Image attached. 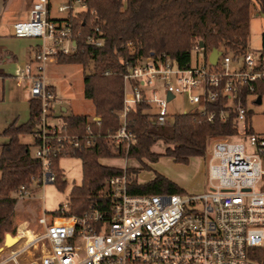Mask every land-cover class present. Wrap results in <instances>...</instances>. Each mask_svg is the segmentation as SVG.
Segmentation results:
<instances>
[{
	"label": "built area",
	"instance_id": "built-area-1",
	"mask_svg": "<svg viewBox=\"0 0 264 264\" xmlns=\"http://www.w3.org/2000/svg\"><path fill=\"white\" fill-rule=\"evenodd\" d=\"M54 1L33 0L28 19L11 28L15 38L38 41L29 62L24 68L16 65L14 73L19 85L31 81L30 99L40 103L31 152L40 172L16 189L17 201L55 182L54 158L74 155L101 137L91 132V125L100 123L94 115L84 133L65 132L64 113H55L57 94L43 68L48 59L56 62L87 47H101L99 17L88 0H61L56 6L60 16L54 17ZM126 47L136 58L124 63L123 106L117 112L120 128L104 139L128 151L135 138L126 130V114L138 103L150 106L152 119L160 126L177 114L194 111L208 122L231 120L234 134L212 138L209 144V187L199 194H132L122 169L100 191L108 199L106 209H91L80 217H47L43 209L38 227L23 224L8 234L16 241L7 246L4 240L0 264H260L251 250L264 247V191L256 190L264 176V135L252 122L259 114L254 106L261 107L264 99L263 55L247 46L240 51L216 48L220 53L212 64L210 52L205 54L195 44L191 54L196 59L191 56L189 65L180 66L165 53L139 56L131 41ZM200 53L205 62L198 59ZM177 101L189 108L170 113L168 105ZM61 210H67V204Z\"/></svg>",
	"mask_w": 264,
	"mask_h": 264
},
{
	"label": "trees",
	"instance_id": "trees-1",
	"mask_svg": "<svg viewBox=\"0 0 264 264\" xmlns=\"http://www.w3.org/2000/svg\"><path fill=\"white\" fill-rule=\"evenodd\" d=\"M99 17L103 32V45L87 47L83 53L60 56L59 64H81L84 69L92 62L91 72H83V96L94 107V116L99 125H91L92 133H100L93 146L69 157L81 161L82 179L80 185H73L69 192L67 210L60 206L53 216H82L91 209L103 210L109 203L100 195L104 183L122 174L121 168L104 165L100 158L126 156L141 164L140 169L149 170V163H155L161 156L176 163H188L190 158H205L213 138L234 134L231 120L208 122L197 111L177 114L166 125H157L152 119L150 106L135 104L126 114V130L135 142L125 151L124 145H115L104 139L107 133L120 128L117 112L123 106L124 63L133 62L126 43L131 41L139 56L150 52L165 53L180 66L191 62V49L203 43L204 53L213 48L240 51L246 48L249 35L250 7L258 5L264 10V0H88ZM75 26L83 27L81 23ZM0 75L4 76L1 72ZM213 108V105L209 106ZM40 103L29 100V118L23 124L13 122L1 133L0 139V245L5 232L14 234V206L16 199L11 195L16 189L29 182L40 172L39 162L32 157L27 144L20 142L21 135H33L38 123ZM68 134H82L90 117L83 114H62ZM164 144L161 154L151 147L157 142ZM62 156L53 159L52 170L55 186L64 190L66 182L58 168ZM140 169H127L128 191L132 194H182L183 190L165 176L155 172L152 179L138 183ZM253 258L264 264V247L255 249Z\"/></svg>",
	"mask_w": 264,
	"mask_h": 264
},
{
	"label": "rangeland",
	"instance_id": "rangeland-1",
	"mask_svg": "<svg viewBox=\"0 0 264 264\" xmlns=\"http://www.w3.org/2000/svg\"><path fill=\"white\" fill-rule=\"evenodd\" d=\"M27 0H10L9 4L3 11L0 22L2 31L7 35V42L16 43L19 41H28V39H14L9 36L11 33V26L17 21L28 19V11L25 6ZM61 0H56L53 3L52 16H60L56 12L57 4H60ZM31 5V2H30ZM264 10H261L258 5H252L250 7V23H249V35L247 40V50L253 52L255 55H263L264 57ZM193 61L196 59L194 53H192ZM200 62H205L206 58L200 53ZM221 60V59H220ZM29 59H22L19 61L20 67H25ZM35 63H32L31 67L34 69ZM44 76L55 87L58 99L55 103V113L62 112V108L67 109L65 114H83L93 117L94 107L92 102L83 96V72H91L93 64L90 62L87 67L81 64H59L48 59L44 64ZM14 79H8L4 83L5 91H2V83L0 80V94H8L10 97L16 95L24 96L25 100L30 97L31 81L26 80L24 84L16 86ZM0 95V96H1ZM162 95V94H161ZM6 98V97H5ZM181 99L180 97L178 98ZM19 111L22 112L24 106V113L27 112L26 105L22 107L19 105ZM16 108L11 101L5 100L0 104V113H10ZM188 105L184 102H173L168 105V111L170 113H181L188 109ZM254 110L259 114L254 116L253 127L255 131L264 135V114L260 112L264 111V99L261 107L254 106ZM25 116V115H24ZM27 116V115H26ZM26 120L25 117L19 119V123ZM56 123H60V120L55 119ZM33 135L21 136V142L27 144L30 151H33L32 145ZM164 144L157 142L151 147V150L155 153L161 154L164 150ZM208 151L205 158L193 157L190 158L188 163H176L168 157H159L156 163H149L144 160L150 167L149 170L140 169L141 164L134 160L129 159L126 156L120 158H104L99 162L104 165H109L121 169H140L137 177L138 183H145L153 178L154 173L157 172L180 187L186 194H199L205 191L209 187L207 165H208ZM58 168L63 174L66 186L64 190H59L54 183L46 184L43 187L35 189L32 193V197L24 200H16L14 206V224L17 227L23 224H27V227L34 228L37 225V219L42 215V210L45 209L47 217H50L54 211L60 206H64L68 203L69 192L73 185H80L82 179L81 161L78 157H62L58 161ZM127 174V173H126ZM128 176V175H127ZM256 190L264 191V176L261 181L256 185ZM13 198V194L11 195ZM42 198V199H41ZM38 227V225H37ZM11 234L5 232L3 235V242L0 248L3 246L5 236ZM255 249L251 250V254H255Z\"/></svg>",
	"mask_w": 264,
	"mask_h": 264
},
{
	"label": "crops",
	"instance_id": "crops-1",
	"mask_svg": "<svg viewBox=\"0 0 264 264\" xmlns=\"http://www.w3.org/2000/svg\"><path fill=\"white\" fill-rule=\"evenodd\" d=\"M33 0H27L25 3V6L27 7V11L30 9V2L32 3ZM10 0H0V17L5 10L6 6L9 4ZM1 20V19H0ZM12 28V26H11ZM12 31V29H11ZM9 36L14 38L11 33H9ZM16 39H25V38H16ZM28 41H19L16 43H9L7 42V35L4 31H2L1 28V22H0V72L4 75H0V80L2 83V91H5L4 83L8 79H14V73L16 69V65H19V61L22 59H29L32 57L33 50L35 45L38 43L37 40L26 38ZM16 81V80H15ZM16 83V86H19V84ZM51 84V83H50ZM53 86V85H52ZM54 87V86H53ZM55 90V87H54ZM56 92V90H55ZM0 94V104L7 101H11L16 108L11 111L10 113H0V133L11 123L16 122L17 124H23L25 123L29 118V99L25 100L24 96L16 95L14 97H10L8 94ZM57 94V93H56ZM6 97V98H5ZM58 98V95H57ZM26 105L27 112L24 113V106ZM19 105H21L22 112L19 111ZM67 109L65 107L62 108V112L66 113ZM25 115V116H24ZM27 115V116H26ZM25 117L26 120H23L21 123H19V119L21 117ZM23 136V135H21ZM21 136H20V142H21ZM6 140L4 138L0 139V143H4ZM23 143V142H21ZM33 144V140H32ZM104 158H101V160ZM158 161V160H157ZM156 163V162H155ZM103 164V162H102ZM109 166V165H108Z\"/></svg>",
	"mask_w": 264,
	"mask_h": 264
},
{
	"label": "water",
	"instance_id": "water-1",
	"mask_svg": "<svg viewBox=\"0 0 264 264\" xmlns=\"http://www.w3.org/2000/svg\"><path fill=\"white\" fill-rule=\"evenodd\" d=\"M199 46H200L201 48L204 47V45H203L202 42L199 43ZM219 53H220V51H218L216 48H213V49L210 51V54H209V56H208V60H209V62L212 63V64H215V62H216V60H217V57H218ZM259 100H260V99H259V97H258V99H257V103H259ZM8 237H10V236H9V235H6V236H5V242H6V240H7Z\"/></svg>",
	"mask_w": 264,
	"mask_h": 264
},
{
	"label": "bare ground",
	"instance_id": "bare-ground-1",
	"mask_svg": "<svg viewBox=\"0 0 264 264\" xmlns=\"http://www.w3.org/2000/svg\"><path fill=\"white\" fill-rule=\"evenodd\" d=\"M15 241H16V238L8 237L6 240V245L9 246V245L13 244Z\"/></svg>",
	"mask_w": 264,
	"mask_h": 264
}]
</instances>
